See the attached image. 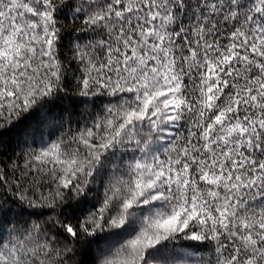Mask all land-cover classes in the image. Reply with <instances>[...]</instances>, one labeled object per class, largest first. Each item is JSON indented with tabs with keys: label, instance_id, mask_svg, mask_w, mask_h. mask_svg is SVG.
Returning <instances> with one entry per match:
<instances>
[{
	"label": "snow or ice",
	"instance_id": "snow-or-ice-1",
	"mask_svg": "<svg viewBox=\"0 0 264 264\" xmlns=\"http://www.w3.org/2000/svg\"><path fill=\"white\" fill-rule=\"evenodd\" d=\"M0 264H264V0H0Z\"/></svg>",
	"mask_w": 264,
	"mask_h": 264
}]
</instances>
